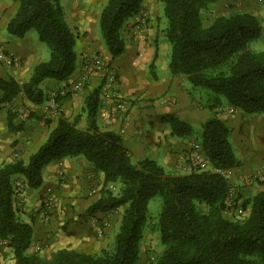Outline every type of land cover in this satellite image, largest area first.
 <instances>
[{
    "label": "trees",
    "instance_id": "16d2710c",
    "mask_svg": "<svg viewBox=\"0 0 264 264\" xmlns=\"http://www.w3.org/2000/svg\"><path fill=\"white\" fill-rule=\"evenodd\" d=\"M11 1L16 3V10L6 24L7 33L22 38L34 29L49 56L35 64L22 83L11 77L0 79V102H10L22 94L39 104L45 100L42 81H65L73 74L77 35L65 19L60 0ZM142 2L105 1L98 26L110 59L124 52L122 27L139 14ZM160 2L166 19L163 33L170 45L168 70L190 83L189 95L207 90L210 101L205 106L210 111L226 105L244 114L264 112V49L253 51L249 47L261 31L257 18L248 12H231L205 24V15L217 0ZM156 57L155 47L149 67ZM99 95V86L86 95L83 127L79 126L80 114L69 119L60 113L44 142L26 162L15 159L0 166V240L11 248L13 264H136L148 203L154 197L161 200L156 227L162 249L153 264H264V190L246 200L243 207L248 210L241 219L223 214L230 194L225 171L239 165L225 121L211 113L199 125L196 136L189 121L166 115L170 135L196 142L210 166L174 174L153 159L134 158L119 131L100 127ZM12 114L8 111L7 126L17 130ZM77 156L103 173L99 197L86 212L91 215L123 208L113 245L99 253L62 248L50 258L29 254L32 226L19 218L12 180L21 176L26 188L37 189L42 185L44 165Z\"/></svg>",
    "mask_w": 264,
    "mask_h": 264
},
{
    "label": "crops",
    "instance_id": "0c3cea01",
    "mask_svg": "<svg viewBox=\"0 0 264 264\" xmlns=\"http://www.w3.org/2000/svg\"><path fill=\"white\" fill-rule=\"evenodd\" d=\"M147 4L148 1L143 0L142 7ZM15 10V2L0 0V44L7 53L19 60V63L14 64L0 62V79L11 77L18 83H22L29 78L34 65L42 61L44 53L41 52L37 41H32L28 31L22 38H15L7 33L6 24ZM150 13L153 14L152 11ZM76 14L82 19L90 13L86 9H80ZM150 16L154 18V15ZM65 17L68 22L66 15ZM84 27L85 22L82 23L81 28ZM76 35L74 46L76 47L75 53H77L76 69L66 80L68 82L79 74L80 53L93 49L91 34L82 35L76 32ZM162 38V36L158 38V44ZM158 44L157 58L154 61L155 69L150 76L146 72L143 56H141L144 42L140 38L132 44H126L123 54L111 62L113 66L119 67L117 71L118 88L121 96L127 101L126 118L113 116L111 114L114 108L112 99L100 94L97 121L103 129L119 131L125 146L134 158H150L162 165L166 171H173L188 158L186 150L190 148V142L187 143L186 140L170 135L166 115L175 114L192 125H200L211 114V111L189 95L190 83L185 78L172 76L169 73L168 48L162 44L161 51L160 44L159 46ZM102 53L106 59H110L105 50ZM94 80L96 78L91 77L90 85L71 93L62 101L61 114L64 117L71 119L79 114L77 112L84 104L86 95L95 88ZM20 107L30 109L27 120L19 129L9 130L8 111L13 113L11 121L16 126L18 121L15 113ZM38 109V105L21 94L10 102H0V166L15 159L26 162L29 155L41 144L42 140L40 141L38 133L40 124L36 113ZM246 120H249L246 125L252 126V133L250 136L241 135L240 145L251 159L248 160V164L237 157L236 153L235 156L246 172H249L251 166L256 165L258 167L256 175H264V112L256 114V117L246 118ZM81 121L85 124L84 115L81 116ZM224 121L231 129V137L234 136L239 126L236 119ZM241 154L240 151V157ZM157 157L161 160H157ZM102 184L103 173L81 156L62 158L44 165L41 187L37 188V192L35 189L26 188L23 191V205L19 209V218L32 226V242L29 250L42 242H48L53 252L66 248L85 253H99L102 249L109 247L110 238L116 232L123 208H118V211L97 212L91 215L86 212L87 207L98 199ZM43 187L51 190L55 197L54 205L49 209L46 217H43L44 209L40 205ZM259 190H264V185L259 186ZM116 216L117 221H115ZM92 217L103 218L106 222L103 235L98 236L95 233V226L91 222ZM13 263L11 248L0 244V264Z\"/></svg>",
    "mask_w": 264,
    "mask_h": 264
},
{
    "label": "rangeland",
    "instance_id": "374dc122",
    "mask_svg": "<svg viewBox=\"0 0 264 264\" xmlns=\"http://www.w3.org/2000/svg\"><path fill=\"white\" fill-rule=\"evenodd\" d=\"M106 0H60V4L63 8L64 14L68 18L69 27L76 34V32L85 35L87 33L91 34L93 49H89L84 53H80L81 56V69L79 74L72 79L70 82L68 81H54L50 79H45L40 84L44 94L45 100L38 105L39 109L36 112L38 115V121L40 124L39 130V138L40 141L44 142L46 139L48 132L52 126L50 124L53 121H56L58 116L61 113L62 101L63 97H68L71 93L77 92L81 90L84 86L90 85L91 77L96 78L94 80V86H99L100 94L104 95L106 91H102V85L105 81V75H113L114 79L118 84V73L119 67L113 66L112 61L114 59L105 58L104 50L107 52L103 38L100 34L99 26H98V17L99 13L104 6ZM148 1L147 6L142 7V10L135 17L129 19L122 27V36L126 41V44L133 43L137 40L142 39L144 42V49L141 50V56H143L144 65L146 67V72L150 76V73H153V69H155V65L153 63L152 67L148 65L151 63L153 52L155 47H157V40L159 37L164 38L163 30L166 27V19L163 15L162 11V3L160 0H145ZM143 3V2H142ZM87 10L88 13L84 18L80 19L77 16L76 12L78 10ZM153 12V14L150 13ZM231 12H248L253 14L261 27L260 34L258 38L254 39L249 47L253 51H259L264 49V0H217V2L211 6L209 11L205 15V24H208L215 17L219 15H225ZM150 15H154V18H151ZM66 19V17H65ZM67 20V19H66ZM67 22V23H68ZM85 22V27H82V23ZM87 28V30H85ZM77 30V31H76ZM28 34L31 35L32 41H37V45H39L41 52L44 53V57L42 61L47 60L49 56L48 48L46 44L40 42L37 38V33L34 29L28 30ZM160 40V49L162 51V44L168 48V52L170 50V45L164 38V40ZM158 44V46H159ZM76 50V47H74ZM153 50V52H152ZM108 53V52H107ZM89 54H94L101 61V66L103 70L95 69L94 67L90 68V71L85 68L86 59ZM123 54V53H122ZM138 54V53H137ZM77 55V53H76ZM110 57V56H109ZM157 58V57H156ZM117 59V58H116ZM156 60V59H155ZM167 61V59H166ZM77 63V59H76ZM76 69V67H75ZM75 72V70H74ZM49 80V81H47ZM51 81V82H50ZM208 91L203 89L202 93L192 91L191 95L194 100H196L200 105L204 106L210 100H207L210 95H208ZM22 95V94H21ZM17 97V96H16ZM62 97V98H61ZM55 99V100H54ZM84 104L81 106L79 113L81 116L85 113L82 110ZM29 108L20 107L16 109L15 115L17 116L18 124L17 126L21 127L22 124L27 120L29 115ZM216 113L223 120H228L233 118L236 119L238 123V129L235 130L234 136L230 137V142L233 146V150L235 151L237 157L241 158V160L248 163L250 160V156L245 154L242 150V146L240 145L242 142V136H250L252 133L251 127L249 124L246 125V118L256 117V114H244L239 110L232 109L226 105L219 106L211 111V113ZM239 112V113H238ZM34 113V112H33ZM240 114V115H239ZM74 117V116H73ZM72 117V118H73ZM71 118V119H72ZM242 121V122H241ZM167 122V121H166ZM55 123V122H54ZM168 124V122H167ZM80 127H83V121L80 118ZM193 132L196 136L199 134V125H193ZM44 136L41 137V135ZM195 135H193L195 137ZM187 143L190 142V148L186 150V154L188 158L182 161V165L178 166V169L173 171H168L174 174H181L188 172L191 168H200L203 170L210 169L207 161L204 159L199 145L193 140H186ZM41 142V143H42ZM242 152L240 157V151ZM243 156V157H242ZM148 157H151L148 155ZM157 160H161L160 157H157ZM240 160V163H241ZM27 161V160H26ZM249 164V163H248ZM251 165V164H250ZM183 166V167H182ZM258 173V167L256 165L251 166L249 172H246L243 166L238 165L235 168L228 169L225 171V176L228 179L230 185V194L227 201V208L223 211L225 217L229 219H241L246 213L247 208L243 207L247 199H249L252 195H254L258 191V187L264 185V175ZM13 191H14V204L20 209L23 205L24 196L23 191L26 189L24 180L21 176H15L12 180ZM45 187V186H44ZM41 192V203L43 198V193L46 188ZM110 187V186H109ZM112 188V186L110 187ZM37 192V189H35ZM40 199V196H39ZM41 208L44 209L43 217L48 216L49 210H45L42 204ZM118 211V209L114 210ZM161 211V200L159 197H154L148 203V220L146 225L143 228V236L140 242L139 250L140 257L136 264H153L155 256L161 252L162 245L159 240V232L156 227L157 219L159 213ZM47 213V215H46ZM115 214V213H114ZM117 216L115 217V221H117ZM96 221L102 225L104 219L96 218ZM95 226V225H94ZM106 225L104 226L105 229ZM103 229V233H104ZM117 232V228H116ZM115 232V233H116ZM96 233V232H95ZM103 235V234H102ZM115 235V234H114ZM99 236V235H98ZM114 236L110 238V245L107 248L112 247ZM0 244L7 245L5 240H0ZM9 247V246H8ZM12 251V250H11ZM29 254L36 253L44 258H50L54 253L50 250V244L48 242H42L39 245H35V248L27 250ZM14 260V259H13Z\"/></svg>",
    "mask_w": 264,
    "mask_h": 264
},
{
    "label": "built area",
    "instance_id": "2783aa9c",
    "mask_svg": "<svg viewBox=\"0 0 264 264\" xmlns=\"http://www.w3.org/2000/svg\"><path fill=\"white\" fill-rule=\"evenodd\" d=\"M0 62L5 64H14L19 63V60L14 56L5 51V49L0 44ZM94 67L98 70H103L101 66V61L98 57H96L94 54H89L86 59V66L87 70L90 71V68ZM105 81L102 85V91H106L104 93L105 96L112 99L114 108L111 112L113 116H120L121 118H126V112H127V101L123 96H121L118 88V84L116 80L114 79V76L111 75H105ZM111 187V186H110ZM55 197L51 190L46 189L43 193L42 198V205L45 208V210H49L54 205ZM91 222L95 225V232L97 235L101 236L103 234L104 226L106 225V222L104 221L102 225L98 223L95 219V217L91 218Z\"/></svg>",
    "mask_w": 264,
    "mask_h": 264
}]
</instances>
